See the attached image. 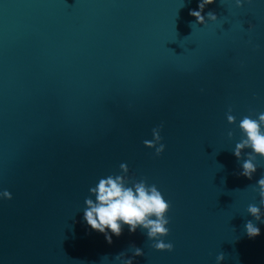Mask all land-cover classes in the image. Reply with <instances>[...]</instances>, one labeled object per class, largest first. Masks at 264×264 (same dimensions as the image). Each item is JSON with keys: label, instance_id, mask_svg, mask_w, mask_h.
Instances as JSON below:
<instances>
[{"label": "water", "instance_id": "obj_1", "mask_svg": "<svg viewBox=\"0 0 264 264\" xmlns=\"http://www.w3.org/2000/svg\"><path fill=\"white\" fill-rule=\"evenodd\" d=\"M196 7L0 0V264H119L133 246V264H264V223L246 211L264 157L248 178L251 150L232 152L239 120L264 111V0H214L204 24ZM156 126L159 155L143 144ZM122 162L169 201L171 251L127 225L108 243L83 221L89 187Z\"/></svg>", "mask_w": 264, "mask_h": 264}, {"label": "clouds", "instance_id": "obj_2", "mask_svg": "<svg viewBox=\"0 0 264 264\" xmlns=\"http://www.w3.org/2000/svg\"><path fill=\"white\" fill-rule=\"evenodd\" d=\"M237 7L242 6L244 0H234ZM214 3V0H197V7L189 9V15L195 17L196 23L204 24L208 20H216V14L212 11L204 12L207 5ZM251 27V26H250ZM229 123H234L236 118L231 114V108L225 113ZM160 127L151 129V139H145L143 144L146 147L154 148L155 154L159 155L165 148L161 143ZM242 133L241 139L235 143L232 149L233 155L240 160L243 149L251 151L244 153L246 159L240 163L239 175L251 178L258 165L257 157H264V111L256 114L243 116L238 123ZM228 136H232L229 131ZM121 170L118 174H108L98 178L94 186L89 187L90 196L84 199L83 221L95 231L104 235L108 243L112 242V236H119L124 225L128 231L135 232L137 228L144 230L145 235L151 241V247L157 250L173 249V244L165 242L162 237L169 233L167 227L169 217L166 215L170 203L155 184H149L144 178L139 180L128 175V165L124 162L119 164ZM254 188H258L259 206L248 204L247 213L255 220L264 223V174L256 180ZM0 198L10 199L11 193L5 189L0 191ZM248 237L260 234V228L252 220L244 224ZM132 255L125 257L124 252L115 256L119 264H133L135 256L144 255L139 247H132ZM216 264H221L224 259L222 253L215 257Z\"/></svg>", "mask_w": 264, "mask_h": 264}]
</instances>
